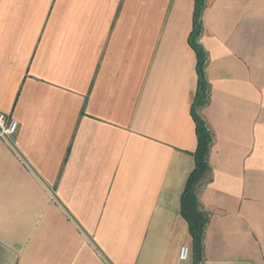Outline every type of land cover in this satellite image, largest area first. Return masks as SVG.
I'll return each instance as SVG.
<instances>
[{"label":"crops","instance_id":"obj_1","mask_svg":"<svg viewBox=\"0 0 264 264\" xmlns=\"http://www.w3.org/2000/svg\"><path fill=\"white\" fill-rule=\"evenodd\" d=\"M194 7L0 0V112L24 160L0 139V264H195ZM202 24L201 264H264V0H207Z\"/></svg>","mask_w":264,"mask_h":264},{"label":"trees","instance_id":"obj_2","mask_svg":"<svg viewBox=\"0 0 264 264\" xmlns=\"http://www.w3.org/2000/svg\"><path fill=\"white\" fill-rule=\"evenodd\" d=\"M206 5L207 0H195L193 28L189 36L190 45L194 48L197 56L198 83L195 99L191 106V114L196 124L198 145L195 151V169L188 179L182 198V213L188 221L193 237L192 249L195 264H201L204 259V235L208 216L200 209L197 192L200 184L206 181L207 172L210 169L209 154L212 144V133L200 115V109L210 99V88L205 72L207 53L200 43V36L203 31L202 14Z\"/></svg>","mask_w":264,"mask_h":264},{"label":"built area","instance_id":"obj_3","mask_svg":"<svg viewBox=\"0 0 264 264\" xmlns=\"http://www.w3.org/2000/svg\"><path fill=\"white\" fill-rule=\"evenodd\" d=\"M18 128H19L18 121L10 113L0 112V139L7 145V147L10 150H12L15 153V155L18 156L20 160L24 162V160L17 152L12 142L13 137L17 134ZM52 199L55 198L52 197ZM191 254H192V249L190 246L183 245L180 248V253H179L180 259L182 260L189 259L191 257Z\"/></svg>","mask_w":264,"mask_h":264}]
</instances>
